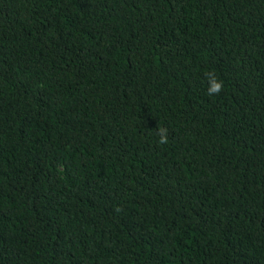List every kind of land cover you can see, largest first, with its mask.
Masks as SVG:
<instances>
[{"label": "trees", "instance_id": "trees-1", "mask_svg": "<svg viewBox=\"0 0 264 264\" xmlns=\"http://www.w3.org/2000/svg\"><path fill=\"white\" fill-rule=\"evenodd\" d=\"M0 264H264V0H0Z\"/></svg>", "mask_w": 264, "mask_h": 264}, {"label": "clouds", "instance_id": "clouds-1", "mask_svg": "<svg viewBox=\"0 0 264 264\" xmlns=\"http://www.w3.org/2000/svg\"><path fill=\"white\" fill-rule=\"evenodd\" d=\"M208 83L210 87L208 88L207 94L209 96L219 95L224 90V81L219 79L214 73H208ZM157 134L159 136L158 143L161 145L167 144L168 141V129L163 127H158Z\"/></svg>", "mask_w": 264, "mask_h": 264}]
</instances>
